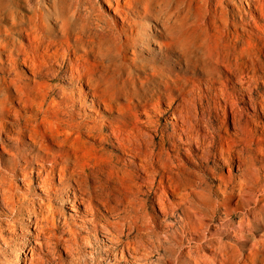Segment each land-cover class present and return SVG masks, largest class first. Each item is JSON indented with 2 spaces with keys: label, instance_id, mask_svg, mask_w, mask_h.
Returning a JSON list of instances; mask_svg holds the SVG:
<instances>
[{
  "label": "clouds",
  "instance_id": "9594fccd",
  "mask_svg": "<svg viewBox=\"0 0 264 264\" xmlns=\"http://www.w3.org/2000/svg\"><path fill=\"white\" fill-rule=\"evenodd\" d=\"M113 2L0 0V131L10 123L15 133L9 147L0 141L7 153H0V264H175L173 249L201 244L232 264H250L247 246L264 250V232L257 239L253 229L264 214V164L254 161L247 121L222 135L210 114L224 96V69L238 72L241 55L250 62L243 90L253 109L260 103L264 111V97H252L264 82V0H217L237 8L232 28L245 39L244 53L231 40L217 44L218 32L228 36L227 25L209 31L215 20L204 24L206 0L200 11L193 0H123L119 21L104 11ZM18 63L31 75L22 78ZM36 79L60 80L53 90L63 123L83 141L57 138L39 152L20 145L39 123L40 113L21 123L17 111L37 99L27 87ZM259 132L257 141L264 125ZM89 141L123 162L83 166L79 152ZM255 152L264 155V148ZM181 153L191 168L173 164ZM160 169L179 177L178 199H168ZM153 195L162 216L149 214Z\"/></svg>",
  "mask_w": 264,
  "mask_h": 264
},
{
  "label": "bare ground",
  "instance_id": "6f19581e",
  "mask_svg": "<svg viewBox=\"0 0 264 264\" xmlns=\"http://www.w3.org/2000/svg\"><path fill=\"white\" fill-rule=\"evenodd\" d=\"M200 3V0H193V6L197 7ZM123 5V0H115V2L109 4H105L107 7L104 8V11L112 16L116 20H120V17L117 15L118 9ZM197 11H200L199 7H197ZM206 12L207 15H204V24L205 26L211 25L212 21L215 20V26L209 27V31L216 32L217 28H223L224 25H227L228 36L225 37L223 32H218L215 39L217 44L220 41L231 40L238 52L244 53L248 51V48L245 46V39L241 38V34L239 30H233L232 23L234 21L235 16L237 15V8L234 7L231 3H224L223 7L218 6L217 0H206ZM251 14L257 16L259 14V9L255 4L251 6ZM223 16V23L220 17ZM251 42H249L250 44ZM259 48V45H257ZM260 57L264 60V49L260 50ZM239 65V71L233 72L229 69H224L223 72V81H224V96L219 98L218 104L216 107L212 109L217 114L218 122L217 124L222 125L221 134H230L233 132H237L240 130V126L247 121L248 128L252 129L255 132V136L250 137L253 143V158L255 163L260 161H264V155H261L258 152H255L256 147L264 148V139L259 141L256 140L255 137H259L260 132H257V128L259 129L260 125H264V111H261V104L257 103L256 108L253 109L252 101L249 99L248 93L243 90L242 80L245 75L248 73V68L245 65H250V62L247 60V57L241 55L239 60L237 61ZM26 63H18L17 64V72L21 74V77L31 75V72L25 71ZM257 74L259 75V70H257ZM59 79H54L51 83L47 80L36 79L33 84L27 85L28 88L35 89V93L37 99L34 104L25 111H18V115L21 119V123H28L33 119V113L38 112L39 115V123L31 124L26 131L20 136L19 143L20 145H26L30 150L39 152L41 149V144H46L47 140H50L54 145L55 140L57 138H62L63 140L72 141L74 144H78L84 140V137L78 133H74L72 127L67 126L63 123V114L60 111L62 105L59 103V98L55 95V91L53 90V85L58 84ZM258 85L261 83L264 86V82H257ZM258 87L253 91L252 97L253 99L259 100L260 97H264V93H258ZM15 95V90L10 89L9 100L12 101L13 107H16V101L12 100V96ZM98 107L101 110L106 111L104 104L102 101H97ZM163 105L161 107L163 108ZM166 107V105H164ZM212 111H211V119H212ZM196 113L199 116L201 114L200 105H196ZM251 118V119H249ZM12 118L9 117V120ZM256 123L253 124L252 121ZM230 121L232 132L225 131L223 132V126L225 122ZM212 123L215 124L213 121ZM171 131V129H169ZM14 131L11 124L3 125V131H0V141L4 144H12V141L9 137L14 136ZM28 139L29 142L25 141ZM159 137H156L157 142H159ZM90 146L85 147L82 151L79 152V156L82 159L83 166L87 167L89 165H94L96 167H106L111 164H119L122 163V158L119 157L116 153L112 155L109 153L110 148L106 145H103L99 142L96 144H91L88 142ZM164 148L169 149L167 135L164 138ZM47 149H50V147ZM1 150H3L1 148ZM169 155H171V151L169 149ZM188 158L186 155L181 153L180 155V163L173 162L174 165L178 168H181V165L184 168H189L187 163H185L184 158ZM139 157L137 160L139 161ZM161 176H158L159 182L163 185V190L165 194L168 196L169 200L178 199V192L173 191V185L179 188V177L166 172L163 169H160ZM187 179H191L190 174H186ZM158 210L160 212V205L158 202ZM231 203L235 204V200ZM101 210H103V206H101ZM163 214L160 212V216ZM251 219V217H250ZM264 220V214H261L257 217V221L253 224L254 231L259 229V227L263 228L264 232V224H261L259 221ZM195 239V237H193ZM247 249L243 252V256L249 260V253ZM257 253L259 254L258 258L264 257V250L257 249ZM161 254H163V250H161ZM172 255L175 256V264H209V262L214 261L219 258L222 261V264H232V258L229 257L227 259L223 257H219V254L214 252L213 247L206 246L201 244L198 249H193L191 247H180L178 249H173L171 252ZM127 256V252H125ZM257 258V259H258ZM250 262V261H249ZM165 264H172V261H166ZM250 264H256V260L251 261Z\"/></svg>",
  "mask_w": 264,
  "mask_h": 264
},
{
  "label": "rangeland",
  "instance_id": "374dc122",
  "mask_svg": "<svg viewBox=\"0 0 264 264\" xmlns=\"http://www.w3.org/2000/svg\"><path fill=\"white\" fill-rule=\"evenodd\" d=\"M103 7H104L105 9L107 8L105 5H103ZM28 75H29V74H27V76H28ZM59 82H60V81H58L57 83H59ZM257 87H258V89H257L258 93H264V86H263L261 83H259V85H258V83H257ZM163 107H165V106L163 105ZM163 121H164V117H161V121H160L161 124H163ZM212 121H213L215 124H217V122H218L217 114H216L214 111H212ZM222 130H223V132H225V131L232 132V127H231V123H230V121L225 122V124H224ZM258 131H259V129L257 128V132H258ZM25 141L29 142L28 139H25ZM4 145H5V147H9V146H10V144H6V143H5ZM47 147H48V148L50 147V149L54 147V145L52 144V142H51L50 140H47V141H46V144H44V143L41 144V148L45 149V148H47ZM35 152H37V151H35ZM0 153H3V156H4V157L7 156V153L4 152L3 150H1V148H0ZM109 153L112 154V155H115V152H112L111 150H109ZM184 161H185V163H187V166H188L189 168L192 167V165H191L190 161L188 160V158L185 157V158H184ZM260 164H264V161L262 160V161H260V162H257V166H259ZM156 202H157V201L155 200V195L149 197V203H148V205H147V207H148V211H149V214H151L152 211H153V209H155V212H156L158 215H160V212H159V210H158V204H157ZM235 206H236V205H235L234 203H230V204H229V207H235ZM234 219H235V218H234ZM260 232H263V228H262V227H259V229H257V230L254 231V235H256V238H257V239H259V234H260ZM247 250H248V251H251V244H249V245L247 246ZM248 257H249V261H250V263H251V261L257 260V258L259 257V254L257 253V251H256L255 253H253V252L251 251V252L249 253Z\"/></svg>",
  "mask_w": 264,
  "mask_h": 264
}]
</instances>
